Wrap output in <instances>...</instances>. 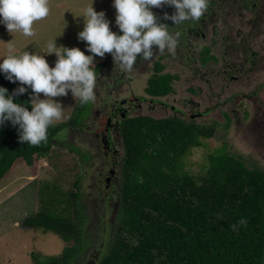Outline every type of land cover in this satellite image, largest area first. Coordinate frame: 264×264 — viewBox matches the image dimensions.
I'll list each match as a JSON object with an SVG mask.
<instances>
[{
    "label": "trees",
    "instance_id": "trees-1",
    "mask_svg": "<svg viewBox=\"0 0 264 264\" xmlns=\"http://www.w3.org/2000/svg\"><path fill=\"white\" fill-rule=\"evenodd\" d=\"M253 1L258 0H243V3L248 8ZM223 3L226 5L225 11L233 9L234 12L225 14L226 17L240 15L242 8L239 2L234 4V0H223ZM215 5L210 0L199 20H188L179 25L160 16L174 14L173 6L155 8L154 14L159 11L155 14L158 23L168 25L173 35L180 32L175 50L169 52L165 49L158 59L163 57L175 60L181 66L188 65L190 57L195 55L190 52L188 57L179 56L178 47L193 36L205 38V28L214 19ZM217 22L227 25L226 19H217ZM155 50L153 46L154 53ZM210 52V47L206 46L201 50L200 62L201 58L207 57L202 64L216 60ZM150 61L138 55L133 70L126 72L125 78L136 70L142 74L150 72ZM151 63L152 73L144 93L155 100L154 103L161 104L160 100L173 91L172 82L177 76L168 72L163 74L164 64L160 61ZM94 64L97 81L99 75L102 80L116 74V80L123 83L125 78L119 76L121 69L111 54L107 53ZM103 68H107L104 75ZM197 77L199 79L196 81L205 79L204 75L198 74ZM0 85L10 93L17 88L3 74H0ZM16 99L26 106L30 105L29 92ZM90 104L92 107L86 113L87 106L80 107L78 99L74 112L79 111L80 116L72 117L66 123L52 124L48 129L47 142L37 146L19 141L17 129L10 122L0 127V180L8 174L17 159H22L28 166H33L39 159L43 162L50 156L52 147L59 144L56 137L66 127L72 128L69 131L71 143L67 149L70 145L74 147L71 153L78 155L76 167L79 168L81 164L86 172L90 159L84 158L81 143L77 146L73 139L83 137L94 125L101 126L99 114L96 115V104L94 101ZM226 118L229 123L227 114ZM81 119H86L83 121L86 128L78 127ZM213 131V128L195 124L193 120L186 121L177 115L164 118L137 115L121 124L119 135L124 151L120 169L122 182L117 198L109 201L110 211L114 210L117 220L99 264H264V170L245 162L239 155L229 154L224 148L207 155L199 172H193L190 162H187L193 150L203 145L202 140L213 137ZM85 172L74 179L73 190L68 192L57 181L40 185L37 191L40 210L26 218L22 227L52 232L64 242L73 241L74 244L66 246L59 257H48L43 261L33 257L35 264L75 262L91 243L87 233L91 226L85 224L84 199L87 198L84 194H89L82 187ZM241 218L247 219L246 226L233 231L232 225Z\"/></svg>",
    "mask_w": 264,
    "mask_h": 264
},
{
    "label": "rangeland",
    "instance_id": "rangeland-1",
    "mask_svg": "<svg viewBox=\"0 0 264 264\" xmlns=\"http://www.w3.org/2000/svg\"><path fill=\"white\" fill-rule=\"evenodd\" d=\"M212 1L221 6L215 5L214 19L205 28V38L193 36L189 41L184 40L178 47L179 56L188 57L187 54L190 52L196 56H189L188 65L181 66L175 60L163 57L159 60L160 51L157 49L149 62L150 69L153 66L152 61H160L164 64L163 74L168 72L177 76L172 82L173 91L160 100L161 104L148 102L150 97L144 93L147 80L151 76L150 72L142 74L141 71L134 70L129 81L125 80L126 72L121 70L119 76L125 78V82L123 80L119 90L123 93L127 91L128 94L125 93L127 96L130 95L129 91H132L134 94L132 97L147 100L135 103L134 111L137 115L154 118L177 115L186 121L193 120L195 124L213 128V137L202 140L203 145L193 150V154L187 157L193 172H199L206 156L220 148H224L229 154L239 155L245 162L255 164L264 170V0L253 1L248 8L243 0H234V4L239 2L242 8L240 15L235 18L226 17L225 14L234 12L233 9L230 12L229 9L225 11L226 5L223 0ZM48 4L49 14L34 22L33 36H24L20 32L9 33L4 24L0 23V57H3L7 48L11 46L17 53L28 51L44 55L52 67L56 56L46 53L47 44L54 39L57 46L78 47L84 51L85 42L79 40L77 35L83 29V17L78 16L91 4L95 11L105 13L112 31L119 30L115 25L116 10L112 6V0H48ZM155 8L157 7L152 8V11H155ZM222 9L223 11L219 13ZM158 13L159 11L155 12ZM160 16L164 17V14ZM216 17L218 20L226 19L227 25L223 26L217 22ZM178 34L177 40L180 32ZM205 46L210 47V53L216 60L202 64L207 60L206 56L201 58L202 63L199 60L201 50ZM85 54L89 53L85 51ZM101 59L98 56L94 57L93 62ZM106 70L107 68L102 69L103 75ZM198 74L204 75L207 81L205 79L196 81L199 79L196 78ZM218 74L221 76L218 77ZM14 84L19 86V82ZM191 88H194L193 91H190ZM100 92L101 88L96 87L94 102L97 108L104 106L101 102L102 97L103 100H107ZM40 98H43V94H40ZM53 99L64 107L62 118L53 121V125L66 123L72 117L80 116L79 111L74 112L79 98H74L70 91L66 96ZM139 105L141 109L138 108ZM83 106H87L86 113L92 107L90 102ZM226 114L229 116V123ZM86 116L88 115L82 117ZM101 118L106 119L105 116ZM84 120L86 119H81L78 127H85ZM89 124L91 126L90 122ZM104 124L106 125V122ZM70 130L71 127H66L58 133L56 141L59 144L52 147L50 156L43 162L39 159L33 166H28L22 159H17L8 174L0 180V264H35L33 257H37L38 261L48 257H59L66 246H73V241L64 242L52 232L22 227L26 218L40 210V196L37 191L41 184L57 181L62 189L68 192L73 190L74 179L81 177L85 172L81 164L78 165L79 168L76 167L78 155L76 152H73L75 155L71 153L74 147L70 145L67 149V145L71 143ZM82 140H86L85 134ZM62 143L66 144L60 145ZM115 143L117 144L116 140ZM74 144L78 146L79 142ZM117 151L119 153L117 161L122 163L124 151L120 142ZM81 154L86 160L90 159L82 187L84 192L89 193L84 194L87 198L84 201L85 224L91 226L89 232L87 231L91 243L75 262L69 264H99L111 240L113 225L117 220L114 210L110 211L109 201L117 198L122 181L121 176H117L115 183L105 189L103 187L105 183L99 182V178L103 181V176L107 174L113 160L111 155H105L101 149L88 146L83 147ZM99 173L102 176H99Z\"/></svg>",
    "mask_w": 264,
    "mask_h": 264
},
{
    "label": "clouds",
    "instance_id": "clouds-1",
    "mask_svg": "<svg viewBox=\"0 0 264 264\" xmlns=\"http://www.w3.org/2000/svg\"><path fill=\"white\" fill-rule=\"evenodd\" d=\"M208 3L209 0H112L119 32L112 31L105 13L95 11L91 4L78 16L83 17V29L77 35L85 42V50L57 46L54 39L47 44L46 53L56 56L52 67L44 55L17 53L9 46L0 57V74L11 83L19 82V86L10 93L0 85V127L10 122L22 143L33 146L46 143L49 127L63 116L64 107L53 98L66 96L70 91L82 105L94 101L97 82L94 57L103 58L109 53L121 70L131 72L138 55L145 61L152 59L153 46L160 52L165 49L173 52L177 46L179 34L173 35L168 25L158 23L152 8L173 6L174 14H165L164 19L179 25L199 20ZM49 11L48 0H0V23L9 33L20 32L30 37L34 35V22L47 17ZM29 89L31 101L26 106L16 98ZM246 224L247 219L241 218L232 225V230L237 231Z\"/></svg>",
    "mask_w": 264,
    "mask_h": 264
},
{
    "label": "flooded vegetation",
    "instance_id": "flooded-vegetation-1",
    "mask_svg": "<svg viewBox=\"0 0 264 264\" xmlns=\"http://www.w3.org/2000/svg\"><path fill=\"white\" fill-rule=\"evenodd\" d=\"M238 56H240V54H238ZM150 73H152L151 69ZM115 76L116 74L112 76L108 75L106 76L107 79L105 78L102 80V76H99V81H97L98 84L96 85V87L101 88L102 92L100 93H103L107 99L103 100L102 97L101 102L104 103V106L102 108L98 107L99 109L96 107V113L97 115L99 114L98 120L102 122L101 126L91 128L89 127L91 131L88 132L89 134H85L86 140H82L83 137H76L75 139H73L74 142L81 143L82 148L84 146H88L90 148L94 147L97 149H101L105 155L110 154L113 158L107 174L103 176V181H101V179L99 178V182L105 183V185L103 186L105 189H108L111 184L115 183L117 176H121V164H119L121 162H118V158H116L117 156H119L117 147L120 142V125L124 120L137 116L136 112L134 111L135 103H138L140 100H142L141 102L147 101L143 98L138 99L136 97H132L134 96L132 91H129V96L125 94H128L127 91L125 93L121 92L119 89H121V85L123 83L117 81ZM132 76L133 75H130V77H126V80L131 81ZM115 94L118 98L114 97ZM153 101L155 100H152L151 98L148 100V102L150 103H152ZM138 108L141 109V105H139ZM103 116L106 117L105 120L101 118ZM104 122H106V125L104 124ZM115 140L117 144L115 143ZM120 145H122L121 142ZM100 175L102 176V174L99 173V176ZM97 189H99V185Z\"/></svg>",
    "mask_w": 264,
    "mask_h": 264
},
{
    "label": "crops",
    "instance_id": "crops-1",
    "mask_svg": "<svg viewBox=\"0 0 264 264\" xmlns=\"http://www.w3.org/2000/svg\"><path fill=\"white\" fill-rule=\"evenodd\" d=\"M30 99H31V97H30Z\"/></svg>",
    "mask_w": 264,
    "mask_h": 264
}]
</instances>
